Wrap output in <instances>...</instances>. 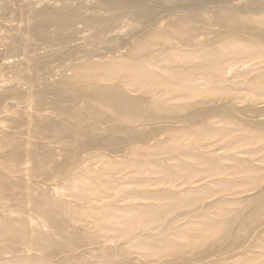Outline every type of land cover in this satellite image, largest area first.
Returning a JSON list of instances; mask_svg holds the SVG:
<instances>
[{"label": "rangeland", "instance_id": "rangeland-1", "mask_svg": "<svg viewBox=\"0 0 264 264\" xmlns=\"http://www.w3.org/2000/svg\"><path fill=\"white\" fill-rule=\"evenodd\" d=\"M83 1L0 0V263L264 264V68L255 66L264 63V46L254 40L264 43V12L245 13L249 29L237 40L207 46L227 26L214 0L200 1L194 23L133 40L155 49L195 46L131 65L151 47L105 51L87 32L30 31L38 14ZM226 6L258 7L254 0ZM169 16L165 24L176 22ZM133 24L124 22L122 31ZM91 51L95 60L115 57L111 72L76 65ZM184 65L192 67L172 71ZM184 77L190 80L175 83ZM107 86L140 100L141 109L115 112L97 97ZM86 106L112 122L89 133L95 122ZM127 126L130 135L116 131ZM72 128L146 142L78 156L70 147L79 139L64 132ZM58 166L65 175H53ZM41 211L62 222L51 225ZM9 231L43 236V244L16 245L2 238Z\"/></svg>", "mask_w": 264, "mask_h": 264}, {"label": "bare ground", "instance_id": "bare-ground-1", "mask_svg": "<svg viewBox=\"0 0 264 264\" xmlns=\"http://www.w3.org/2000/svg\"><path fill=\"white\" fill-rule=\"evenodd\" d=\"M200 1H207V0H169V3H164L162 0H93L91 2H90V0H86V1H83V3L82 2L79 3L78 7H73L69 4L63 3L59 7L53 8L49 12H44V13L38 14L36 16L37 19H35L36 25L34 27L32 26L33 28L30 31L34 35H43V36L48 34L49 29H51V28H53L55 30V32H57V33L58 32L63 33L62 31L69 29V30H71L72 35H73L72 29H74V32L76 34L87 32V33H89V36L92 40L102 41V42H100V44H101V46L106 47L105 51L113 50V52H119V51L125 49L127 46L129 48H133V49H138L140 47H147V48L151 47L152 48L153 46L150 45V42H143L142 43V42H137V41H133V40L141 39L142 37L154 38L158 34L175 30L179 25H183V24L189 25V24L194 23L195 18L197 17V13L202 10V7L199 8V2ZM214 1L216 2L215 6L219 9V16H221L220 19L227 26L228 32L226 31V33L220 34V36H218L219 38L217 41H215L213 44H207V46L208 45L214 46L218 42L220 43L221 41H224L227 38L237 40L241 33H245L242 31V29H245V30L249 29L246 27L247 26V20L249 21V19H248L249 15H247L245 13L250 12L252 14H258V13L264 12V6H260L261 0L260 1L254 0V2H256V4L258 5L256 10L250 11V10L245 9V8H243V9L238 8L235 12H231L230 7L226 6L234 0H214ZM158 9H162V12L161 11L159 12ZM169 15H172V16L175 15L177 18L176 22H171L169 24H165L166 20L168 21V19L170 17ZM126 21H131V23L132 24L134 23L133 25H135V27L128 33L122 31L123 30V23ZM248 34H251V33H248ZM76 36L73 35L74 38ZM105 39H107L106 42H105ZM103 40H104V42H103ZM254 40L257 43H260V45L264 46V43L261 42V38L259 36L255 35ZM82 41H83V39H82ZM204 45L205 44H202L201 47H205ZM193 46H195V44L183 43V44H180L179 46L164 47L166 49H162L161 47H157V49H155V48L151 49L150 48L151 50L148 49L147 52H145L144 54L139 56L135 61H132L131 65H140V64L152 62L154 57L157 55V53H162V52H164V50L166 51V50L171 49V48L181 49L183 47H193ZM98 56L99 55L96 54L94 51L92 53H84L80 57L81 59L79 58V61H78L79 64H76V65L80 66V67L82 66V67L90 68L91 70L95 71L94 72L95 75H104L105 72L112 70V67L115 63V62H113L114 60H112V59H114L115 57L109 58V57L103 55V56H101L102 57L101 59H104V60H101V61L95 60L96 57H98ZM226 58H227V60H231V59L234 60L235 58H238V57H236L235 55L234 56L231 55V56L226 57ZM116 61L124 62L122 58L118 59ZM201 66L202 65H198L197 67H201ZM255 66L264 68V63H263V61L260 63H256ZM185 67H187V65L186 66L185 65L184 66H178V67L173 68L172 71L179 73V74H181V73L183 74L182 71H185L184 69L190 70V68L192 66L189 68H185ZM190 77H184V79H182V78L178 79L175 81V83H181L183 81L186 82V81L190 80ZM157 80H158L157 81L158 84L159 83L160 84L165 83L160 78ZM250 83L252 84L253 82L250 81ZM121 85L124 86L123 84H121ZM98 90H99V93H98L99 96H97L98 99L103 101L104 104H106L107 106L116 110L115 112H119V113L126 112V113H130V114H135V111L137 109L138 110L141 109V107H140L141 101L131 99L126 94V92L121 91V89L119 87L115 88V87L107 86V87H101ZM63 98H64V96H63ZM85 109L87 110V113H88V120L95 122L93 125L88 127L89 133L90 132L94 133V132L98 131L102 125L109 124L112 122V120L107 121V120L103 119L101 116V113L92 107L86 106ZM112 126H115V125L113 124V125H110L109 127H112ZM119 128H120V130H124V132L129 134V135L132 132L131 131L132 126H127L124 129L121 127H117L116 131H118ZM109 129L111 131L113 130L112 128H109ZM83 130L84 129L80 130L78 128H72V129L64 130V132H69L73 136H76L79 139L80 145L78 147H73V148L70 147V149H73V151H75V153L78 156L83 151H89L90 149H93V148H98V149H103V150L109 149L110 150L114 145H120L121 146V145L128 144V143L133 144L136 142H141V143L146 142L145 138H141V139H130V138H128L127 140L126 139L111 140L109 138L91 137V136L87 135V132H86V134L83 133ZM66 162L68 163V165L72 163L69 161H66ZM68 165L65 164L66 168H68ZM65 166H58L57 168L52 170L53 175H57V176L65 175L64 174V170L66 169ZM70 178H72V177H70ZM192 188H193V186H192ZM43 191H45V190H43ZM111 206H113V205H111ZM126 207H127V205H126ZM130 207H131V205H130ZM41 215L46 216L47 217L46 221L48 223H50L51 225H57V224L62 222L60 217H53V216H51V214H49L47 212H42ZM2 222H3V220H2ZM14 229H15V231L18 230V228L16 230L15 227H14ZM4 232H6V231H4ZM2 238L9 239L10 241H11V238L13 239V241L19 240V239H21L25 242L29 241V242H31V245H33L34 247H40L43 244L42 241L37 240V239H42L43 236H42V238H40L38 235V236H35V238H34V236H31L30 234H29V236H27L23 231L21 233L17 232L13 235H11V231H9V233L3 234ZM44 240L49 241V238L44 236ZM88 240L89 241L93 240V236L89 235ZM3 242H5V244L6 243L9 244L8 240L7 241L5 240ZM16 242H17V244L19 243L18 241H16ZM14 243H15V241H14ZM5 244H4V247H5ZM19 244L21 245V242ZM14 245L12 244L11 246H13L15 248ZM98 245L100 246L101 244H98ZM16 249H17V246H16ZM12 250H14V249H12ZM20 256H21V254H20ZM12 257H13V255H12ZM1 261H2V259H1ZM32 261H30V262H32ZM17 263H19V262H17ZM5 264H12L11 260L7 261V263H5ZM38 264H50V263L40 262Z\"/></svg>", "mask_w": 264, "mask_h": 264}]
</instances>
